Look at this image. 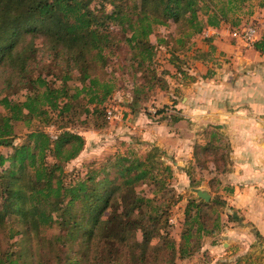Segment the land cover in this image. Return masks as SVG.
<instances>
[{
  "label": "trees",
  "instance_id": "16d2710c",
  "mask_svg": "<svg viewBox=\"0 0 264 264\" xmlns=\"http://www.w3.org/2000/svg\"><path fill=\"white\" fill-rule=\"evenodd\" d=\"M93 1L0 0V147L10 149L7 155L0 151V209L2 218L13 217L0 225V264H177V259L194 254L202 236L222 229L220 216L214 211L208 218L212 213L207 208L225 201L191 199L179 246H149L152 233L163 227V211L154 197L135 195L133 185L147 180L165 189L160 175H170L171 167L154 158L156 147L145 159H111L114 174L104 167L89 169L67 181L64 165L78 156L84 139L73 131L52 139L41 126L56 127L80 114L99 112L116 88L115 77L105 68L122 47L139 73L130 101L134 111L146 100L147 89L168 87L167 72L157 73L155 68L156 46L150 40L159 27L174 25L159 43H172L169 61L178 60L172 77L185 79L187 63L176 52L186 55L192 40L208 27L245 26L241 23L244 13H252L251 0H96L92 5ZM258 7H264V0ZM253 46L264 54V31ZM39 50L52 56L55 67L64 68L59 85L54 74L43 73ZM210 55L211 51L199 52L193 58ZM20 87L26 90L23 99L12 98L11 91ZM18 122L33 127L25 134L28 144L14 142ZM222 146L197 151V165L206 169L207 158L215 165L226 160L218 153ZM138 232L142 241L136 239ZM18 234L19 240L12 241ZM30 239L37 244L28 253L21 246Z\"/></svg>",
  "mask_w": 264,
  "mask_h": 264
},
{
  "label": "rangeland",
  "instance_id": "374dc122",
  "mask_svg": "<svg viewBox=\"0 0 264 264\" xmlns=\"http://www.w3.org/2000/svg\"><path fill=\"white\" fill-rule=\"evenodd\" d=\"M258 1L251 0L248 9L252 13H244L241 25L254 24L258 26V19L264 17V7H258ZM96 2L94 0L92 5ZM240 27L243 26L239 25L238 28ZM173 28L174 25L172 23L168 27H159L150 36L152 44L156 46L154 59L157 73L167 72L164 74V78L168 82L166 89H161L158 85L147 89L145 91L146 94L143 96L146 100L141 101L139 106L132 111L130 107L132 89L135 84V76H138L139 73L133 71L134 69L131 67V62L129 61L130 54L122 47L115 50L114 55L110 57L108 66L105 68L106 71L112 73L115 77L116 88L108 100L100 106L99 112L89 115H85L84 113L80 114L78 117L73 118L72 122H58L56 127L52 124L45 127L41 126V129L52 139L58 138L59 133L62 131L76 132L84 139L83 149L78 156L64 165L67 181L72 176L80 177L84 175L89 169L97 170L104 167L105 170H111L110 161L113 159V162L115 157L116 159L121 156L133 158L135 155L136 157L145 159L147 152L151 151L153 147H156L154 158L159 159L164 166L171 167L170 175L166 171L160 175L165 180V189L160 188L162 187L161 185H155V183L147 180L133 185L135 195L154 197L156 203L161 205L163 211V227L159 228L157 232L152 233L147 241L149 246L165 244V242L174 243L177 247L179 246L181 243V234L186 228V206L191 199H201L196 194L198 189L206 190L210 194L209 201L215 198L225 201L226 204L220 205L219 203H215L212 207L207 208L212 213L207 215L208 218L214 217V211L220 216L223 222L222 228L229 221H232L229 217L235 212L232 207L228 206L227 198L229 196V187H227L228 183L225 177L231 171V168H229L231 160L227 153L230 149L229 144L223 138H220L218 142L224 145L219 148L218 153L227 156L226 160L222 159L215 165L207 158V164L211 166L203 169L197 165L199 163L194 158L191 161L188 156L186 157L185 143L183 142L182 145L176 147L171 139L172 134H169L170 124L174 122L172 120L174 112L171 103L172 96L174 95L173 84L175 81H180V79L177 80L172 77L177 72L175 70V64L178 62V60H174L173 63L169 61L171 58L170 47L172 43L166 46L165 44L159 43V39L165 37ZM234 28H231V30ZM195 39L192 40V43L194 42L193 47L195 46ZM184 52L181 50L177 51L178 58L184 60L183 58L187 56V53L186 55L183 54ZM41 53L42 50H39L37 60H42V63H44L43 73H48L51 77L54 74L56 85H59L61 83V77L64 75L62 72L64 68L61 64L55 67L52 56L46 52L43 56L44 53ZM34 72L36 73L37 70L35 69ZM182 80L184 81V79ZM143 81L144 79L142 80L143 84L146 83ZM71 83L78 82L70 81ZM25 92L26 90L23 87L15 88L11 91L10 96L12 98L17 97L21 100ZM181 95L178 94L177 97L180 98ZM89 107L92 108V106ZM159 110L161 112H158ZM60 124H63V127L59 128L58 126ZM30 126L25 122H18L16 124L14 128L16 134L15 143L18 145L28 144L25 134L33 128ZM220 137L222 136L220 135ZM215 138L217 139V136ZM213 144L215 143L213 142ZM198 146L203 149L210 148L208 138L201 141ZM179 148L183 149L180 150ZM0 151L4 155L10 153V149L7 147H0ZM177 151L181 157H177ZM47 160H51V158L48 157ZM110 172L115 173L113 170ZM191 211L194 212V210ZM228 213L230 214L228 215ZM12 218L8 220L2 218V211L0 209V225L11 221ZM235 221L237 225H241L239 221L233 220V222ZM250 229L254 237L250 244H231L228 246V249L223 247L222 244H217V248L210 247L213 242L216 241L217 243V240H219L218 235L221 228L211 236L204 235L199 240L201 246L196 249L194 254L180 260L175 256L174 258L177 259L176 263L264 264V238H261L257 234L255 228L251 227ZM20 237L21 234H18L12 241H17ZM136 239L142 241L140 232L137 233ZM194 241L193 239L192 244H195ZM32 244H37L34 239L26 240V242H23L21 248L26 249L29 253L33 250ZM213 256L215 257L213 258Z\"/></svg>",
  "mask_w": 264,
  "mask_h": 264
},
{
  "label": "crops",
  "instance_id": "0c3cea01",
  "mask_svg": "<svg viewBox=\"0 0 264 264\" xmlns=\"http://www.w3.org/2000/svg\"><path fill=\"white\" fill-rule=\"evenodd\" d=\"M258 21L257 39L264 31V17ZM231 33V27L221 23L196 37L185 57L188 74L173 84L175 120L169 130L176 147L185 143L191 161L197 151L205 149L198 146L205 138L209 147L220 138L229 144L231 171L225 177L228 206L235 212L217 243L210 245L222 244L227 249L231 244H250L254 239L251 227L264 238V54L255 49L254 42L246 44ZM208 51L207 59L193 58ZM177 157H181L178 151Z\"/></svg>",
  "mask_w": 264,
  "mask_h": 264
},
{
  "label": "built area",
  "instance_id": "2783aa9c",
  "mask_svg": "<svg viewBox=\"0 0 264 264\" xmlns=\"http://www.w3.org/2000/svg\"><path fill=\"white\" fill-rule=\"evenodd\" d=\"M232 36L242 39L246 44H252L257 40V28L253 24L246 25L232 30Z\"/></svg>",
  "mask_w": 264,
  "mask_h": 264
},
{
  "label": "water",
  "instance_id": "95a60500",
  "mask_svg": "<svg viewBox=\"0 0 264 264\" xmlns=\"http://www.w3.org/2000/svg\"><path fill=\"white\" fill-rule=\"evenodd\" d=\"M196 194L199 198L203 199L204 201H209L210 194L206 190L198 189L196 191Z\"/></svg>",
  "mask_w": 264,
  "mask_h": 264
}]
</instances>
